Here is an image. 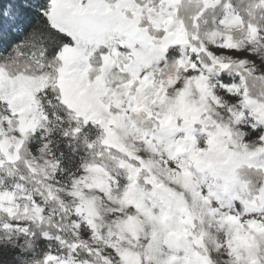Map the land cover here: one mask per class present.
<instances>
[{
  "label": "snow or ice",
  "instance_id": "snow-or-ice-1",
  "mask_svg": "<svg viewBox=\"0 0 264 264\" xmlns=\"http://www.w3.org/2000/svg\"><path fill=\"white\" fill-rule=\"evenodd\" d=\"M0 264H264V0H0Z\"/></svg>",
  "mask_w": 264,
  "mask_h": 264
}]
</instances>
